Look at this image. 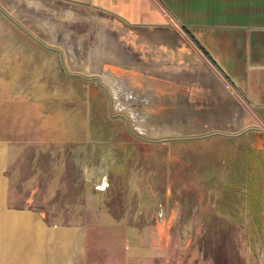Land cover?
Masks as SVG:
<instances>
[{"label": "rangeland", "instance_id": "374dc122", "mask_svg": "<svg viewBox=\"0 0 264 264\" xmlns=\"http://www.w3.org/2000/svg\"><path fill=\"white\" fill-rule=\"evenodd\" d=\"M14 2L10 12L61 54L0 12V31L14 28L0 34L10 63L0 89L16 149L0 178V237L52 234L105 213L139 225L165 264H264L262 133L245 130L243 109L218 107L230 90L222 72L156 89L116 35L101 42L100 15L84 18L68 0Z\"/></svg>", "mask_w": 264, "mask_h": 264}, {"label": "crops", "instance_id": "0c3cea01", "mask_svg": "<svg viewBox=\"0 0 264 264\" xmlns=\"http://www.w3.org/2000/svg\"><path fill=\"white\" fill-rule=\"evenodd\" d=\"M11 1L18 7L14 0H0V12L26 34L40 35L10 12L5 4ZM68 1L71 9L80 7L84 18L100 15L93 29L102 32L101 42L116 35V45L132 52L131 65L146 68L156 89L157 82L183 86L202 81V76L213 80L218 68L230 85L228 92L218 93V107L230 116L244 111L249 123L245 130L261 132L264 147V0ZM12 28L4 27L0 34ZM42 45L61 54L56 46ZM116 61L130 65L121 53ZM9 66L6 55L0 57L7 76ZM6 92L0 89V178L16 152L6 136L12 127ZM103 216L100 221L53 226L52 234L2 236L0 264H165L139 225Z\"/></svg>", "mask_w": 264, "mask_h": 264}, {"label": "bare ground", "instance_id": "6f19581e", "mask_svg": "<svg viewBox=\"0 0 264 264\" xmlns=\"http://www.w3.org/2000/svg\"><path fill=\"white\" fill-rule=\"evenodd\" d=\"M44 36V35H43ZM54 38V37H53ZM58 38V37H57ZM47 40V39H46ZM58 40H60V39H58ZM71 55V54H70ZM72 56V55H71ZM54 66V65H53ZM74 71V70H73ZM72 88H73V86H72ZM97 168V167H96ZM102 173V172H101ZM91 179L92 180H94V181H96V179H95V175L93 174V171H91ZM106 187V186H105ZM15 217V218H17V219H25L28 215L27 214H25V213H22V212H14L13 214H12V217Z\"/></svg>", "mask_w": 264, "mask_h": 264}, {"label": "water", "instance_id": "95a60500", "mask_svg": "<svg viewBox=\"0 0 264 264\" xmlns=\"http://www.w3.org/2000/svg\"><path fill=\"white\" fill-rule=\"evenodd\" d=\"M6 13V12H5ZM7 14V13H6ZM8 15V14H7ZM9 16V15H8ZM10 17V16H9ZM14 22H16L18 25H20L17 21H15L12 17H10ZM24 29V28H23ZM24 30H26V29H24ZM27 31V30H26ZM28 32V31H27ZM35 40H37L38 42H40V43H42V44H44L40 39H39V37L38 36H36V35H32V34H30Z\"/></svg>", "mask_w": 264, "mask_h": 264}]
</instances>
